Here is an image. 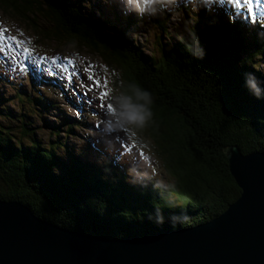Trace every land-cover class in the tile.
<instances>
[{"label": "trees", "instance_id": "1", "mask_svg": "<svg viewBox=\"0 0 264 264\" xmlns=\"http://www.w3.org/2000/svg\"><path fill=\"white\" fill-rule=\"evenodd\" d=\"M84 1L0 0V11L31 26L37 10L55 25L50 31L32 24L41 42L58 41L56 32L63 31L68 45L89 49L119 73L114 76L119 95L135 99L130 85L151 92L152 118L143 126L123 123L139 145L152 149L175 182L163 188L153 174L151 185L132 181L134 174L112 155L99 163L90 156L81 159L67 139L76 137L83 122L64 117L57 125L36 119L52 109L36 94L27 98L25 109L21 104L11 111L0 93V199L18 201L59 227L112 239L173 232L219 217L241 195L223 149L236 145L243 154L264 152V99L256 100L244 86V74L253 72L264 89V76L255 71L258 58H264V41L256 37L263 20L257 19L253 30L228 11L206 22L199 16L194 27L205 49L203 59L190 58L177 40L157 41L159 55H147L130 38L139 20L107 11L112 24L89 12L91 4L82 6ZM166 20H156L163 33ZM245 37L252 41L246 43ZM14 96L23 103L20 88ZM33 118L52 135L47 143L38 138ZM87 147L91 154H103L96 146Z\"/></svg>", "mask_w": 264, "mask_h": 264}, {"label": "rangeland", "instance_id": "2", "mask_svg": "<svg viewBox=\"0 0 264 264\" xmlns=\"http://www.w3.org/2000/svg\"><path fill=\"white\" fill-rule=\"evenodd\" d=\"M87 1L91 4L89 12L92 10L98 18H108L112 24H115L112 15L107 11H114L118 16L124 17L132 15L139 20L133 26L138 31H132L130 38L138 42L144 54L151 55L156 52L159 55L160 50L156 49L157 41L162 44L176 41L177 30L172 22L174 18L170 16L156 19L140 17L134 12L126 14L123 5L116 0H110L113 6L103 0H85L82 6H87ZM216 1L209 5V12L205 10L199 13V21L206 22L216 13L228 11L235 20L251 23L253 30L257 25L256 19H262L260 30H264V0H251L246 6H235V3L231 6L226 0ZM44 8L43 6L42 9ZM35 12L36 16L29 19L32 20L31 26L35 24L38 30L40 28L55 31L52 22L47 21L37 10ZM185 16L189 14L185 12ZM165 19L168 21L166 20L167 32H164V35L156 20ZM31 26L0 11V79L6 80L5 83L0 82V93L8 100L3 105L11 111H18L21 104L24 109L27 107V98L33 97L34 94L41 95L45 106L51 104L52 109L43 114L39 113L42 117H35L36 119L42 118L50 124L59 125L62 123H59L60 119L67 117L85 124V127L76 131L75 138L67 139L69 145L75 146L81 159L90 156V160L101 162L106 156L112 155L119 166L134 174L132 181L151 185L152 181L149 179L153 174L163 188L173 184V175L169 174L163 162L153 155L152 149L147 150L148 148L139 145L134 137L130 136L131 128L113 114L114 101L106 91L107 87H110L113 90L111 96L119 95L114 82L116 72H111L103 60L89 49L68 45L65 32H56L60 36L58 41L51 39L41 42L36 30ZM119 27L122 29L124 25L120 24ZM244 41L248 43L252 40L245 37ZM258 60L261 64L255 71L264 76V58ZM19 88L24 98L23 103L14 101V94ZM35 118L34 126L39 130L37 136L47 143L52 135L44 129L41 120ZM146 141L148 143H145ZM144 143L149 146L152 140L147 137ZM87 145L96 146L103 154H97L98 151L95 155L91 154L92 150H89Z\"/></svg>", "mask_w": 264, "mask_h": 264}, {"label": "water", "instance_id": "3", "mask_svg": "<svg viewBox=\"0 0 264 264\" xmlns=\"http://www.w3.org/2000/svg\"><path fill=\"white\" fill-rule=\"evenodd\" d=\"M223 153L240 197L219 217L173 232L93 236L0 200V264H264V152Z\"/></svg>", "mask_w": 264, "mask_h": 264}, {"label": "clouds", "instance_id": "4", "mask_svg": "<svg viewBox=\"0 0 264 264\" xmlns=\"http://www.w3.org/2000/svg\"><path fill=\"white\" fill-rule=\"evenodd\" d=\"M109 3L110 0H103ZM123 5L124 11L134 12L140 17H152L156 19L170 16L177 30L176 40L183 44L188 56L192 59H203L206 55L204 47L199 41L195 32V24L198 21L199 13L208 9L211 0H116ZM185 12L191 15L185 16ZM256 37L264 41V30H259ZM119 75V73H115ZM244 86L256 100L264 99V89H262L253 72L245 73ZM107 87V85H106ZM133 96L120 94L111 96L112 88L107 87L110 95L113 114L118 116L121 122L143 126L146 121L152 118L154 103L152 93L138 85H130ZM100 161H97L99 163ZM53 173L58 174V169H53ZM131 183V182H130ZM187 218L185 217V220Z\"/></svg>", "mask_w": 264, "mask_h": 264}, {"label": "snow or ice", "instance_id": "5", "mask_svg": "<svg viewBox=\"0 0 264 264\" xmlns=\"http://www.w3.org/2000/svg\"><path fill=\"white\" fill-rule=\"evenodd\" d=\"M235 3L237 4V5H248V4H250L251 3V0H235ZM250 10V9H249ZM27 49H25V51H26ZM91 79V78H90Z\"/></svg>", "mask_w": 264, "mask_h": 264}, {"label": "bare ground", "instance_id": "6", "mask_svg": "<svg viewBox=\"0 0 264 264\" xmlns=\"http://www.w3.org/2000/svg\"><path fill=\"white\" fill-rule=\"evenodd\" d=\"M0 200H2V199H0ZM18 202V201H17Z\"/></svg>", "mask_w": 264, "mask_h": 264}]
</instances>
